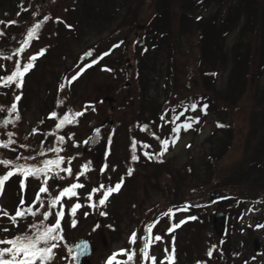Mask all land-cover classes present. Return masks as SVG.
Returning <instances> with one entry per match:
<instances>
[{
	"label": "rangeland",
	"instance_id": "obj_1",
	"mask_svg": "<svg viewBox=\"0 0 264 264\" xmlns=\"http://www.w3.org/2000/svg\"><path fill=\"white\" fill-rule=\"evenodd\" d=\"M0 3H2L0 4V18H4L5 22L0 24V32L3 33L0 37L3 40L0 44L2 50L11 51L14 48H20L26 39L28 30L35 23L43 22L38 39H33L24 51L26 53L25 62L21 64V67L27 63L28 57L37 54L41 49H46V51L35 61L34 68L25 75L23 87L15 90L16 95L21 96V103L20 100L18 103L23 118L19 123L11 126L12 132L17 135L15 139L19 141L18 143L22 145L28 143L27 149H20L17 156L21 157L23 164L32 165L35 159L36 165L42 166L43 160L56 159V156L47 155L49 148L63 149L61 156L65 157V162L61 168L68 167V160L71 159L73 175L68 176L62 171L59 172V176L51 171L47 173V177H52L48 179V188L52 197L64 187L77 182L75 174L82 170V165L88 163L91 169L85 176L79 178V182L85 185L84 188L77 189L79 196L71 199L64 198L62 201L65 206V217L62 220L64 239L60 241V247L55 250L56 256L52 264H74L72 252L68 249L73 250L74 243L72 242L78 240L79 237L89 239L93 245V252L83 258L84 263L104 264L112 250L125 245L126 238H129L127 234L134 226L144 225L156 211L166 207L170 202L176 203L189 198L198 203V199L208 201L212 199V195H214L213 199L221 200L220 197L227 194L225 193L227 190L242 192V189L237 187L233 190L226 189L227 186H223L220 171L232 168L243 157L248 115L255 104L251 84L252 76L249 78L247 94L236 108L227 111L228 114L224 108L223 99L220 101L217 98V93L226 84L228 74L220 68L221 65L216 69L206 62L202 63V50L199 49L200 54H196L191 51L190 44L187 43L184 51L187 55L180 57L177 50L173 51L174 56L170 59L166 55L159 84H149L151 75L149 77L141 75L143 66L141 69L139 65L142 58L143 60L146 58V51L143 47L150 46L151 22L159 20V9L164 10L158 0H34L32 9L28 11L26 8L29 7L27 5L30 3L29 0H0ZM196 9L194 15L197 20V17L201 15L205 18L210 17L218 7L213 3L207 7L198 4ZM165 14L171 22H176L178 5H170L169 11ZM45 16L49 19L44 20ZM8 18L17 19V22L22 24L15 29L11 25L6 28ZM10 31L11 33L15 31V35H10ZM239 32L240 25L226 35L223 49L226 47L229 52ZM9 35L10 44L8 45L4 39ZM118 41L121 42V47L115 49ZM137 41L140 43L136 44ZM164 47L168 46L164 44ZM109 48L113 50L110 51ZM89 52L92 53L91 56L86 55ZM103 52L108 55H103ZM101 56L107 57L104 61L107 63L97 67H94L95 64L85 67L94 59L98 61ZM151 66L153 67L152 73H155V67L160 66L158 54L154 57ZM203 68L216 69L217 74L209 76L206 80ZM14 70L13 66L4 74L1 73L2 68L0 67V76L10 75ZM77 73L81 74L75 81L68 84L67 81ZM127 83L130 84L125 87ZM61 84L65 85L63 90L59 87ZM14 86L13 84L9 88L14 89ZM211 86L217 89L209 92ZM203 95L211 101L214 100L211 111L202 114L195 110L192 113L193 120L199 117V114L202 115L199 123H196L197 125L191 131L183 130L175 145L170 144L169 152L163 155L165 158L163 164L168 163L173 173H183V180L177 183L166 173L157 175L159 170L154 167L155 164L144 161H133L136 165L133 168V162L129 161L127 153L133 138L137 141L136 155H138L143 149L142 144L139 143L142 141L145 144V141L148 143L153 140L152 128H156L158 133L162 132L160 128L155 127V124L162 121V115L164 119L169 116L168 112L171 113V110H166V108H173L174 103H179L182 98H186V100H192L185 102L188 111H185L184 116L188 115L190 105L197 103ZM60 101L63 103H59ZM52 112L57 113L55 118H50ZM70 112H83L84 114L77 118V123L65 125L62 129L55 127L53 131L49 130L47 139H42L41 136V144L35 142L39 138L34 135L33 126H39L41 123V129H52L64 114ZM227 115L228 120L233 122L236 132L233 146L220 163L211 161L212 169L216 168V171L209 176L206 171L209 138L215 128V120L226 118ZM144 125L149 126L148 131H141ZM96 129L100 130L98 138ZM59 136L65 137L63 143L58 142L57 137ZM171 138L172 135L167 139L171 141ZM85 141L88 143H84ZM91 144L94 146L92 149H90ZM41 152L44 155H40ZM14 157L16 155L12 156ZM25 157H34V159H24ZM105 164L108 166L107 170L101 172L100 169ZM187 164L192 170L190 169V174L185 175ZM129 168L134 169L130 176L127 175ZM157 176L160 177V182ZM41 177L43 182L45 176ZM121 178L124 180L121 192L114 193L104 206L95 208L89 206L90 202L87 197L93 187H98L101 183L105 186H114ZM30 180L31 178H28L26 182ZM28 189L34 198L36 195L34 188ZM24 191L26 190H20L21 198H24ZM20 193L15 182L6 186L1 195L0 207L3 206L12 212ZM101 195L102 193H96L93 201H98ZM43 198L45 208L41 209V213L47 210L49 196L45 194ZM76 202L82 204L83 207L78 209L73 217L70 214V207ZM214 207L216 205L212 206ZM151 209L153 212L150 214ZM55 211L54 209L53 213ZM216 211H222V209L211 210L210 218H206L201 223L203 225L201 230L196 227L188 233V225L185 228L184 226L179 227L173 232L176 262L230 264L226 256H231V253L227 254L224 248L225 241L219 236L218 226L213 227V217ZM101 213H106V215H101ZM182 214L175 215L174 220H179ZM73 219L77 221L75 227L72 226ZM219 220L216 222L217 225L220 224ZM54 222L55 215L53 214L47 223ZM25 224L14 226L8 224L4 218L0 219L2 233L6 232L5 228H10L9 233L25 231L28 229ZM115 225H118V228H115ZM239 227L246 228L245 225ZM141 232L142 229L139 228L138 237ZM256 233L258 232L237 234L236 243L232 245L234 252L243 250L244 256L253 254L255 247L251 238L256 237L258 235ZM258 237L264 240L262 235ZM172 243L173 241L170 242V250ZM164 245V240L157 241L150 248L151 255L157 258V263H160L161 258L166 256ZM130 246L135 245L130 244ZM213 246L216 247L213 255L209 257L207 253ZM138 248L135 262L129 264H146V261L141 258L140 245ZM233 255L236 256L237 253ZM195 259L196 262H193ZM234 261L239 263L237 259ZM176 262L175 264H178Z\"/></svg>",
	"mask_w": 264,
	"mask_h": 264
},
{
	"label": "trees",
	"instance_id": "obj_2",
	"mask_svg": "<svg viewBox=\"0 0 264 264\" xmlns=\"http://www.w3.org/2000/svg\"><path fill=\"white\" fill-rule=\"evenodd\" d=\"M29 2L27 5L30 7L34 0H29ZM158 3L164 7V10L159 9V20L151 22L150 27L153 30L149 31V34L152 38L146 52L149 54V60L158 54L160 66L159 68L155 67V73H152L153 67L151 64L143 66L141 72L145 77L151 75V79L148 81L149 84H159L162 64L166 55L170 59V57L174 56L173 51L176 52V50L180 57L181 55H187L184 52L185 44L187 43L190 44L191 51L196 54H200L199 51L202 50V63L206 62L213 68L221 65L223 70L228 71L225 86L220 92L217 90V98L220 101L223 99L226 112L236 108L247 94L249 78L252 76L251 84L253 85L252 91L255 104L248 115V129L244 136L243 157L236 167L233 166L225 171L221 170L220 176L223 180V186H227L226 189L233 190L237 187L242 189L241 193L245 197H259L264 192V0H158ZM212 3L216 4L218 9L210 17L205 18L201 15L196 20V15L194 14H196L197 5L203 4L207 7ZM170 5H178V19L176 22H171V19L165 14V12L169 11ZM0 20L4 21V18H0ZM9 20L16 21V23H7L5 24L6 28L11 25L15 29L19 24H22L14 18H8L7 22ZM239 25V35L228 52L226 47L223 49L226 35ZM10 35H15V31ZM10 35L4 39L8 45L10 44L8 41ZM2 41L0 38V44ZM152 44L155 45L153 48H151ZM164 44L168 47L165 48ZM16 50L15 48L11 51L0 49V57L5 56V54L10 55L14 61L20 55ZM207 69L209 68H203L202 70L206 80L211 76L209 73L217 68L213 70ZM205 72L208 74H205ZM167 74L170 75L169 73ZM210 88L209 92L217 89L215 86ZM2 119L4 118L0 115V120ZM221 125L224 126L219 127L218 131L214 132V136L216 133L219 134L218 141L216 140V143L213 142V147L208 152L209 157L212 160H216V163L222 160L229 152L236 135L233 122L230 119L228 120V115L226 118L221 119ZM10 126L11 124L7 128L0 126V140L3 138L7 139L9 132L13 133ZM16 137V134L12 136L15 143L10 145L9 148L0 147V150L3 153L6 149L10 150L16 154V157L8 160L22 163L21 159L17 161V154L20 149H27L28 143L23 144L24 147H21L22 144L18 143L19 141L15 139ZM35 142L37 143V141ZM46 153L47 155H57L51 151ZM39 157L41 159V156ZM0 159H6V157L0 153ZM32 163L37 164V161L34 159ZM211 165L208 162L209 175L216 171V168L212 169V171L210 170ZM4 168L7 167L0 165V174ZM39 180L41 181L40 178ZM225 193L232 194L233 191L227 190ZM35 219L39 220L38 217ZM22 233L25 232H20L19 234Z\"/></svg>",
	"mask_w": 264,
	"mask_h": 264
},
{
	"label": "snow or ice",
	"instance_id": "obj_3",
	"mask_svg": "<svg viewBox=\"0 0 264 264\" xmlns=\"http://www.w3.org/2000/svg\"><path fill=\"white\" fill-rule=\"evenodd\" d=\"M47 16L44 17V20H48ZM5 23L4 21H0V24ZM8 24H15L16 21H9ZM43 22L35 23L27 32L26 39L23 41V45L16 50L17 53H23L25 49L30 45L33 39H38L39 30L42 28ZM71 27V26H69ZM3 33L0 32V35ZM46 49H41L37 54L32 55L27 58V63H25L22 67L19 62L16 63L15 70L11 72L10 75L5 77H0V84L4 87H10L11 85H15L17 89L23 87L24 84V77L27 73H29L35 66V61L38 59L39 56L44 55ZM86 55L91 56L92 53L89 52ZM104 55H108V53H104ZM103 57L101 56L100 59ZM7 59H12L11 56L7 57ZM97 60H93L92 64L97 63ZM92 64H88L87 67H91ZM81 73H77L73 75L68 83L71 84L75 81ZM60 89L63 90L65 85L61 84ZM15 101L18 102L21 99L20 95L15 96ZM59 103H63L60 101ZM198 107L196 103L190 105L192 110H195ZM201 111L204 114H207L208 105L203 104L200 106ZM94 110V109H93ZM184 111H188L186 107ZM8 115L11 116L15 113V119H2L0 120V126L7 128L9 124H14L16 121L20 119L18 113V106L17 103H13L9 109H7ZM83 112H70L63 115V117L59 120V122L55 125L56 129H62L65 125L77 123V118L82 116ZM184 115L181 112L179 115L173 118V123L175 120H179L180 116ZM57 116L56 112H52L50 114V118H55ZM161 119H164V116H161ZM193 123H199V118L189 117L184 123L177 124L175 127L172 128V132L176 134V136L170 141L168 139L160 140L159 137H155L157 140H160V144L162 146V150L159 153H149L148 151H144L143 155L149 159L153 158H160L162 157L168 150L169 145H175L177 140L179 139V133L181 129L188 130L193 127ZM218 127H223L224 125L217 124ZM149 126L144 125L141 127V131H148ZM35 131V130H34ZM99 129H96L97 138L99 136ZM7 140H0V147L2 148H9L10 145L15 143L12 139L13 133L9 132ZM155 136V133H152ZM91 139V138H90ZM59 143H63L65 140L64 136L57 137ZM84 143H88L85 141ZM24 147V145H21ZM131 160L138 161L140 157L136 155L137 150V141L133 138L131 142ZM144 149L151 147L148 144H142ZM48 151L56 152L57 157L56 159H45L42 161V166L36 164H23V163H16L12 160L8 159H0V165L5 167H9L10 170L6 172V174L0 176V195H3L5 183L14 175H21L23 179L20 181L21 189L26 188V180L29 177L39 178L42 175L45 176L43 179L42 185L39 188L35 201L32 205L24 207L25 201L21 198L20 206L17 207L14 215H10L6 210L0 208V215L5 217H9L11 223L13 225H18L19 220L25 219L28 216L35 218L38 214L42 215V219L39 221H33L31 224L28 225L29 231L16 235L15 237L7 240L0 239V245H7L5 247H0V264H52L56 256V249L60 247V241H63L64 237L62 235V220L65 217L64 211V198L71 199L73 197H78L79 193L77 189H82L85 187L84 184L79 182V178L81 176H85L91 169L88 163L81 166L82 170L75 174V179L77 182L71 183L69 186L64 187L62 190L59 191L57 195L52 197L50 195V190L48 188V179L47 177L48 172H53L55 175L59 176V172L62 171L66 173L68 176L73 175V169L71 167V159L68 160V167L61 168V165L65 162V157L59 155V152L63 151L62 148L54 147L49 148ZM40 155H44L43 152ZM21 157H17V161L20 160ZM24 159H34V157H25ZM107 164H105L100 171L104 172L107 170ZM132 169L129 168L127 175H132ZM62 178V177H61ZM124 180H121L116 183L114 186H105L103 183L99 184L98 187L93 188L91 192L88 194V201L90 202L89 206L95 208L98 206H104L108 202L109 198L114 194L118 193L121 188L123 187ZM96 193H102L98 201H93V196ZM47 194L49 199L47 200V210H44L41 213V209L45 208V199L43 198L44 195ZM39 204V207L36 208L35 205ZM59 206V207H58ZM83 207L82 204L76 202L71 205L70 207V214L74 217L77 213V210ZM190 206L185 205L181 208L176 209H169L167 212L163 213L164 216L174 217L177 212H186ZM56 210L53 213V210ZM55 215V222L52 224L47 223L50 216ZM87 215V213H85ZM101 215H106V213H101ZM197 217L189 216L185 220H181L179 223L172 224L167 231L169 233H173L177 228L181 227L184 223H187L189 220H196ZM159 223V220H156L152 223L145 225L144 235L140 238L143 241V246L140 248V253L142 254L143 261H151V264H157V258L155 256H150V248L151 246L156 243L157 241H162L163 237L160 235H156L153 237V229L156 227V224ZM77 221L75 219L72 220V226L75 227ZM257 227H264V225H258ZM4 231H8L7 228ZM172 249L169 252L168 248H165L164 251L166 256L164 257L163 261H160V264H164V261H167V264H175V237H172ZM137 242V233L134 231L129 239L130 244H135ZM88 243L81 242L80 244L76 245L77 252L73 254L74 259H79L80 256H83L88 251ZM216 246H213L209 249L207 255L211 257L213 255V250ZM69 252H72V249H68ZM121 256H126V259H119ZM136 256V251L128 250V249H120L117 252H114L106 261V264H129L130 261L134 260Z\"/></svg>",
	"mask_w": 264,
	"mask_h": 264
},
{
	"label": "flooded vegetation",
	"instance_id": "obj_4",
	"mask_svg": "<svg viewBox=\"0 0 264 264\" xmlns=\"http://www.w3.org/2000/svg\"><path fill=\"white\" fill-rule=\"evenodd\" d=\"M239 261L240 264L244 262L245 264H264V246L262 247V251L258 252L256 255H249L246 260L240 257Z\"/></svg>",
	"mask_w": 264,
	"mask_h": 264
},
{
	"label": "water",
	"instance_id": "obj_5",
	"mask_svg": "<svg viewBox=\"0 0 264 264\" xmlns=\"http://www.w3.org/2000/svg\"><path fill=\"white\" fill-rule=\"evenodd\" d=\"M81 242H87V241L84 240V239H82V240L78 241V242L76 243V245H77V244H80ZM87 243H88V242H87ZM88 245H89V243H88ZM75 251L77 252L76 246H75ZM88 253H90V246L88 247V251H87V253H86L85 255H87ZM81 257H82V256H80L79 259H75V264H81Z\"/></svg>",
	"mask_w": 264,
	"mask_h": 264
}]
</instances>
